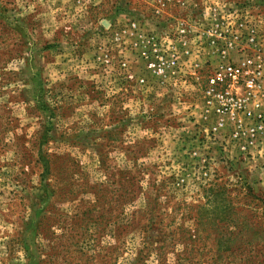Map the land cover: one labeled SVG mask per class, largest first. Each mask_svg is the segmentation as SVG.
<instances>
[{"label": "rangeland", "instance_id": "1", "mask_svg": "<svg viewBox=\"0 0 264 264\" xmlns=\"http://www.w3.org/2000/svg\"><path fill=\"white\" fill-rule=\"evenodd\" d=\"M123 2L0 0V264H264V143L212 131L204 69L102 63Z\"/></svg>", "mask_w": 264, "mask_h": 264}, {"label": "built area", "instance_id": "2", "mask_svg": "<svg viewBox=\"0 0 264 264\" xmlns=\"http://www.w3.org/2000/svg\"><path fill=\"white\" fill-rule=\"evenodd\" d=\"M71 1L77 14H87L101 3ZM123 4L132 16H124L125 24L112 32L118 52L105 54L102 63L110 67L117 56L129 86L147 83L132 72L131 54L162 82L175 78V85L192 84L204 69L205 110L216 117L212 131H228L238 141L246 136L248 144H241L242 149L264 143V15L252 9L255 0H124ZM121 13L115 11L111 22ZM71 29L66 25L67 32Z\"/></svg>", "mask_w": 264, "mask_h": 264}]
</instances>
